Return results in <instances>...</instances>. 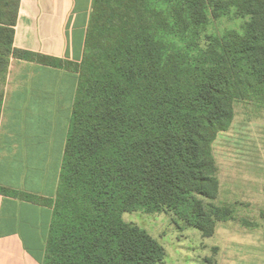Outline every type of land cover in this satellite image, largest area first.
I'll return each instance as SVG.
<instances>
[{
    "label": "trees",
    "instance_id": "trees-1",
    "mask_svg": "<svg viewBox=\"0 0 264 264\" xmlns=\"http://www.w3.org/2000/svg\"><path fill=\"white\" fill-rule=\"evenodd\" d=\"M19 7L0 0L3 82L11 54L36 57L13 48ZM67 66L80 77L43 264H165L123 219L136 210L211 237L230 216L205 203L219 192L213 142L236 101L264 103V0H94L83 59Z\"/></svg>",
    "mask_w": 264,
    "mask_h": 264
},
{
    "label": "crops",
    "instance_id": "crops-1",
    "mask_svg": "<svg viewBox=\"0 0 264 264\" xmlns=\"http://www.w3.org/2000/svg\"><path fill=\"white\" fill-rule=\"evenodd\" d=\"M94 0H20L0 89V264H43ZM64 62L51 65L49 59Z\"/></svg>",
    "mask_w": 264,
    "mask_h": 264
},
{
    "label": "rangeland",
    "instance_id": "rangeland-1",
    "mask_svg": "<svg viewBox=\"0 0 264 264\" xmlns=\"http://www.w3.org/2000/svg\"><path fill=\"white\" fill-rule=\"evenodd\" d=\"M235 26L219 21L214 29ZM234 109L231 126L212 145L219 192L205 203L227 209L230 216L217 223L211 237H203L173 211L123 213L126 222L146 230L165 248V264H264V103L241 99Z\"/></svg>",
    "mask_w": 264,
    "mask_h": 264
}]
</instances>
